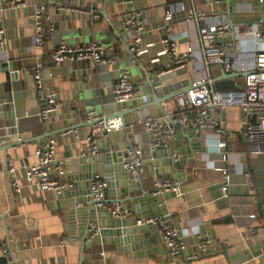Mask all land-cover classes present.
<instances>
[{
    "label": "crops",
    "instance_id": "0c3cea01",
    "mask_svg": "<svg viewBox=\"0 0 264 264\" xmlns=\"http://www.w3.org/2000/svg\"><path fill=\"white\" fill-rule=\"evenodd\" d=\"M19 1L25 7L12 8L9 0L0 1V28L8 40L7 51L0 53V100L6 102L0 108V264L4 259L3 249L10 251L12 264H80L81 255L82 264H264V157L247 155L241 135V114L236 106L215 115L226 130L221 137L226 144L224 148H218L219 139L210 131L194 134L175 127L173 137L162 146V151H150L148 136L136 124L138 115L157 118L168 127L163 111L177 115L175 99L163 103L161 108L150 106L139 113L127 114L124 117L126 128L106 137L95 136L97 152L94 155L98 154L99 158L104 156L99 155L100 152L114 155L116 151L124 160L129 145L141 147L142 171L136 186H129L132 192L126 197L136 200L142 193L148 194L147 208L142 201L138 202L139 215L145 223L165 217L186 245L183 255L178 257L167 253L158 234L147 252H124L109 236L82 251L77 225L79 216L84 215L77 212L81 205L73 206L76 210L71 214V198L65 194L74 191V187L59 195L42 193L34 187L15 194L7 176L6 162L10 159L18 181L24 186V169L36 162V148L53 137L56 163L63 166V181L67 182V175H74L76 171L69 162L87 153L89 148L85 136L90 125L85 113L93 110L98 115L110 116L116 106L112 90L124 70L130 72L141 98L149 101L147 73L157 71L155 77L166 80L163 90H155L157 97L182 92L192 82L207 78L212 81L213 89L214 84L223 81L233 84L234 90L241 88L242 77L214 82L221 77L223 67L204 70L198 26L181 18L183 7L188 11L199 10L202 0H195L193 5L185 0H131L128 6L123 0H62L61 3L45 0L46 13L54 30L44 48L35 54L31 51L32 12L40 0ZM130 6L142 11L148 33L146 42L155 43L153 36L169 34L178 54L190 49V63L176 69L170 57L158 55L161 52L158 43L150 49L149 57L135 61L127 51L126 35L117 26ZM170 8L174 9V17L166 21L164 13ZM208 8L204 6V10ZM226 8L224 0L220 11L225 15ZM229 20L234 25V38L231 32L225 40L230 45L227 50L229 68L225 72L244 73L252 68L257 48L256 40L246 28L259 25L258 29L264 34V0H230ZM62 41L72 45L99 43L112 47L109 58L115 63L111 68L76 62L56 67L51 55ZM36 57L44 64V74L52 73L48 83L62 103L48 122L38 117L34 81L26 72ZM152 57L155 62L148 67ZM170 151L173 161L169 164ZM178 162L181 165L176 168L174 163ZM219 169L228 174L225 196L221 193L223 179ZM160 178L178 181L183 195L179 197L166 191L151 197L153 183ZM105 200L119 203L118 206H124L129 212L119 219L134 217L133 204L123 203L115 191H107ZM153 231L152 226L147 233ZM202 235L214 241L210 253L185 260L183 257L196 251L198 237Z\"/></svg>",
    "mask_w": 264,
    "mask_h": 264
},
{
    "label": "built area",
    "instance_id": "2783aa9c",
    "mask_svg": "<svg viewBox=\"0 0 264 264\" xmlns=\"http://www.w3.org/2000/svg\"><path fill=\"white\" fill-rule=\"evenodd\" d=\"M6 1V0H0ZM61 3L62 0H54ZM128 6L131 0H123ZM189 5H193L195 0H185ZM263 0H260L262 2ZM207 5L208 10H204ZM10 7H25L19 0H9ZM193 7V6H192ZM224 7V0H202L199 10L188 11L183 7L181 18L186 21H193L198 26L199 43L203 58L204 70L209 71L211 67L220 66L229 68V58L227 50L230 45L226 38L231 33L229 19L220 11ZM61 8V6L59 7ZM174 17V9H167L164 19L171 21ZM34 24V36L31 51H41L44 48L47 37L51 35L54 26L50 17L46 13L45 0H40L39 6L32 12ZM118 29L126 35L127 51L131 57L137 61L142 57H149V52L155 43L161 47L158 55L168 56L173 61L176 69L187 66L190 59V49L186 53L178 54L175 50V41L166 34L165 36H153L155 43L146 42L148 38L145 18L142 11L133 9L131 6L118 20ZM259 25L247 27L246 30L256 40V51L253 56V66L244 73L242 87L238 90L218 92L212 88V81L200 79L192 82L185 92L175 97L178 110L177 115L166 114L175 123V127L182 132H192L194 134L210 131L218 137V148L226 146L222 136L226 133L223 126L215 118L216 114L224 113L228 108L236 106L240 110L241 135L243 137L246 153L249 157H264V34L258 29ZM7 38L5 31L0 28V53L7 51ZM113 51L112 47H105L99 43L76 44L60 42L55 47L51 55V61L56 67L63 64L86 63L89 66L104 65L111 68L115 61L109 58ZM37 55V54H36ZM5 59V57H4ZM154 58L149 59L148 67H152ZM8 61L6 60V64ZM34 81L35 95L38 100V117L43 122H48L51 117L59 111L62 103L58 100L56 91L51 88L48 81L52 78V73L44 74V64L39 58H35L26 69ZM163 74V73H161ZM112 94L118 111H124L125 105L139 98V93L135 87V82L128 70H124L118 77L116 85L113 87ZM142 98H140L141 100ZM6 102L0 100V108ZM86 121L89 123V131L85 136L89 148L87 153L82 156H93L97 152L95 136L106 137L108 134L123 129L121 120L118 117H105L96 114L93 110L85 113ZM137 125H140L148 136L149 149L155 151L157 148L166 145L168 139L173 137L174 128L164 127L157 118L141 116L138 118ZM56 142L53 137H48L45 142L36 148V162L28 165L24 169L25 185L22 186L17 179L16 170L10 159L6 162L7 176L15 194H20L24 188L34 187L42 193L59 195L66 189H71L72 184L63 181L65 171L60 162L56 163L55 158ZM126 158L122 166L129 174L130 181L137 183L142 171L143 152L140 146L129 145L125 150ZM222 174V195L227 194L228 174L226 170L219 169ZM171 191L174 195H183L179 183L172 179H157L153 183L151 197L161 195L163 192ZM107 183L98 174L92 177L89 187L88 197L97 207H105ZM109 206V209L116 217H125L129 214L127 210L117 205ZM253 218V217H252ZM145 223V222H144ZM145 224L154 225L158 231V238L166 248L167 253L172 257L183 255L186 248L184 241L179 237L176 229L170 225L165 217L149 219ZM97 230L93 224L89 225L88 236L96 235ZM214 241L206 236H199L196 243V251L189 253L185 260H192L200 255L210 253ZM3 257L6 264L11 263L10 251L3 249Z\"/></svg>",
    "mask_w": 264,
    "mask_h": 264
},
{
    "label": "water",
    "instance_id": "95a60500",
    "mask_svg": "<svg viewBox=\"0 0 264 264\" xmlns=\"http://www.w3.org/2000/svg\"><path fill=\"white\" fill-rule=\"evenodd\" d=\"M225 3L227 6L226 16L229 19L230 0H225ZM229 25L232 32L231 38L233 39L234 25L231 23V20H229ZM157 72H155L154 74L147 73V85L149 86L151 91L150 101L148 99L143 98L140 100L141 95H139L138 99H135L131 103L125 105L126 109L124 111H118L117 106H115L110 116L108 117H118L121 120L123 128H126L124 117L127 114L136 112L139 113L150 106H156L159 108L163 103L175 99L178 94L185 92L184 90L178 93L176 92L173 94H167L164 97H157L155 90L157 88H161L163 90V88H165L164 86H166L165 79H161L158 75V77H155ZM221 74V77L215 79L214 82H220L222 80L239 77L244 78L247 73L227 74L224 69H222ZM128 107H130V109ZM163 114L166 115L164 111ZM141 116L142 115L140 113L138 117ZM168 122L170 127L176 126L175 123H173L169 118ZM162 150L163 148L161 146L157 148L155 152ZM110 153L111 152H100L99 155L104 154L103 158L101 156L99 158L98 154L93 155L91 157L79 156L69 162L71 168H74V171L76 168L74 175H67V182L72 184V187H74V191L65 194L71 198V205L69 208L71 214L74 210H76V208H74L73 206L81 205V207L77 209V212H83L84 215L81 216V214L79 216L81 219L79 221V225H77L78 230L80 231L79 236L82 243V251L83 249H86V247L91 243L102 241V238L109 236L112 238V243L117 245L124 252H147L151 245L154 243V237L158 234L157 228L154 225L145 224L144 221H142L141 215H139L141 207H139L138 202L142 201V203L146 205L147 208L148 204H150L149 199L147 198L148 194L142 193V197L137 198L136 200L127 199L126 195L132 192V190L129 189V186L133 188L136 186V183L130 181L129 174L124 170L122 166L124 160L121 158L120 154L116 153V151H114V155H110ZM171 154L172 153L170 151V155L168 156L169 158H171ZM123 156L124 158H126L125 154ZM172 161V158L169 159V164ZM180 165V162L174 163V166L176 168L180 167ZM95 174H98L101 178L106 181L108 193H112L115 191L118 197L123 199V203L128 201L133 204L134 217L132 219H119L112 213V211L109 209V206L119 203L104 200L105 207H97L95 206L94 202L90 200V198L88 197L89 187L91 184L92 177ZM122 208L125 207L123 206ZM90 224H93L97 230L96 235H94L93 237H90L87 234ZM152 226L154 227V231L147 233L148 230H152ZM82 262L83 256L81 255L80 264H82ZM2 264H6L5 258L3 259Z\"/></svg>",
    "mask_w": 264,
    "mask_h": 264
},
{
    "label": "trees",
    "instance_id": "16d2710c",
    "mask_svg": "<svg viewBox=\"0 0 264 264\" xmlns=\"http://www.w3.org/2000/svg\"><path fill=\"white\" fill-rule=\"evenodd\" d=\"M234 89H235L234 85L227 81L214 84V90L218 92L234 91Z\"/></svg>",
    "mask_w": 264,
    "mask_h": 264
}]
</instances>
